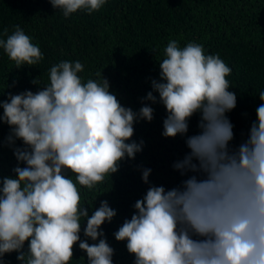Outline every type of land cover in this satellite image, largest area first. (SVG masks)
<instances>
[{
  "label": "clouds",
  "instance_id": "obj_1",
  "mask_svg": "<svg viewBox=\"0 0 264 264\" xmlns=\"http://www.w3.org/2000/svg\"><path fill=\"white\" fill-rule=\"evenodd\" d=\"M48 2L70 19L100 12L109 0ZM0 50L15 70L44 59L19 25L4 30ZM163 57L139 110L122 104L103 74L85 81L79 60L52 65L47 83L32 80L35 92L14 94L7 82L0 124L9 131L0 146L16 164L0 175V264L13 254L17 264H115L105 226L118 211L100 200L109 191L90 206L81 192L113 185L122 165L144 152L135 129L154 121V105L166 111L162 137L184 142L186 151L171 164L181 179L166 187L152 182L150 167L137 168L147 189L112 234L115 241L133 264H264V90L256 119L236 144L229 114L238 98L228 64L202 44L181 47L175 39Z\"/></svg>",
  "mask_w": 264,
  "mask_h": 264
},
{
  "label": "trees",
  "instance_id": "obj_2",
  "mask_svg": "<svg viewBox=\"0 0 264 264\" xmlns=\"http://www.w3.org/2000/svg\"><path fill=\"white\" fill-rule=\"evenodd\" d=\"M19 25L38 44L44 59L37 68L15 70L12 62L0 50V94L36 91L32 80L40 84L48 81V70L62 60H79L85 66L83 79L107 78L111 90L125 106L134 110L151 90L150 79L159 78V60L169 40L175 39L183 47L187 43L202 44L206 54H219L232 69L228 77L231 91L238 98L237 108L229 114L235 125L239 144L246 138L251 122L256 119V108L261 103L258 93L264 90V0H109L97 13H78L66 19L48 0H0V36L7 28L9 34ZM15 83V86H13ZM6 96H0V100ZM152 123L136 125L135 139L145 141L146 147L135 162L128 161L121 171L107 181L100 191L82 190V202L92 205L95 198L107 200L118 211L111 225L105 226L110 244L115 248V264H133L123 244L115 241L113 233L130 218L132 205L147 189L137 168L153 170L155 184L173 187L180 177L172 162L186 151L182 139L162 137L166 111L154 105ZM2 113V109H0ZM194 119L191 131H197ZM0 124V142L8 134ZM16 161L11 151L0 146V175L11 174ZM99 207V203H97ZM84 254L78 249L75 259ZM9 264H17L15 254L7 257ZM86 264V261H73Z\"/></svg>",
  "mask_w": 264,
  "mask_h": 264
}]
</instances>
